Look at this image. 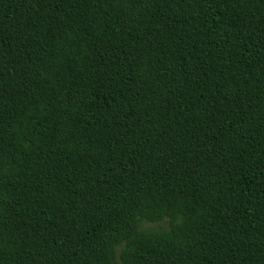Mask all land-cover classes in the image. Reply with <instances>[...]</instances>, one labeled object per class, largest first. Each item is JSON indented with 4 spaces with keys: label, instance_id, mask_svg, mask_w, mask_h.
<instances>
[{
    "label": "trees",
    "instance_id": "16d2710c",
    "mask_svg": "<svg viewBox=\"0 0 264 264\" xmlns=\"http://www.w3.org/2000/svg\"><path fill=\"white\" fill-rule=\"evenodd\" d=\"M0 264H264V0H0Z\"/></svg>",
    "mask_w": 264,
    "mask_h": 264
}]
</instances>
